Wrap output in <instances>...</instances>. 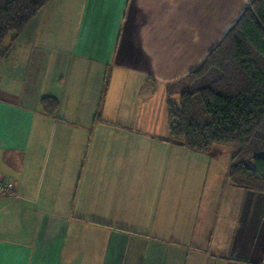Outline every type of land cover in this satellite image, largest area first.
<instances>
[{"label":"crops","instance_id":"obj_1","mask_svg":"<svg viewBox=\"0 0 264 264\" xmlns=\"http://www.w3.org/2000/svg\"><path fill=\"white\" fill-rule=\"evenodd\" d=\"M249 7L53 0L8 38L0 180L16 196H0V264H264V195L232 188L228 172L189 173L166 147L162 163L153 152L112 164L89 158L90 132L104 129L93 121L114 114L122 86V117L125 97L140 89L163 87L168 101V87L200 68ZM43 99L58 102L53 115ZM114 126L116 134L142 127Z\"/></svg>","mask_w":264,"mask_h":264},{"label":"trees","instance_id":"obj_2","mask_svg":"<svg viewBox=\"0 0 264 264\" xmlns=\"http://www.w3.org/2000/svg\"><path fill=\"white\" fill-rule=\"evenodd\" d=\"M52 1L0 0V62L8 38ZM42 104L49 115L58 109L55 100ZM167 112L169 141L200 154L232 148L231 187L264 195V0H252L204 64L168 87Z\"/></svg>","mask_w":264,"mask_h":264},{"label":"rangeland","instance_id":"obj_3","mask_svg":"<svg viewBox=\"0 0 264 264\" xmlns=\"http://www.w3.org/2000/svg\"><path fill=\"white\" fill-rule=\"evenodd\" d=\"M137 87H140L139 83ZM181 88L175 87L173 90L177 92ZM121 89L123 90L124 87L122 86ZM122 90L119 103L114 107L116 110L123 106L124 96L126 95H124ZM142 90L140 89V92L137 93L130 103H128L130 96L125 97V102L127 103L125 106L130 108V115H133L122 117L120 113L117 114L115 113L117 111L114 110V114L106 112L104 117L98 116L97 119H94L93 124L100 128L104 127V129L100 130L101 133L99 134L90 132L89 158L91 160L98 158L104 163L109 162L112 164L117 160L122 163V161L131 157V159L148 160L153 152L152 159H157L159 163H162V159H166V157L163 156L161 147H166L169 161L175 164L177 159L183 158L186 168H190L189 173L198 169L201 170L199 174L203 176L216 175L217 177L219 176V180L226 177L233 157L232 148L215 146L210 153L200 154L182 147L177 142L169 144L165 141V139L170 137L165 89L162 87L155 91H149L148 94ZM110 105H113V103L110 102ZM124 111L126 113L128 109H124ZM124 124L142 127L141 129L123 130L118 134L111 132L115 129L114 125ZM215 159L217 163H215Z\"/></svg>","mask_w":264,"mask_h":264},{"label":"built area","instance_id":"obj_4","mask_svg":"<svg viewBox=\"0 0 264 264\" xmlns=\"http://www.w3.org/2000/svg\"><path fill=\"white\" fill-rule=\"evenodd\" d=\"M251 3L252 0H249V6H251ZM0 196H16L13 185L7 179L0 180Z\"/></svg>","mask_w":264,"mask_h":264}]
</instances>
